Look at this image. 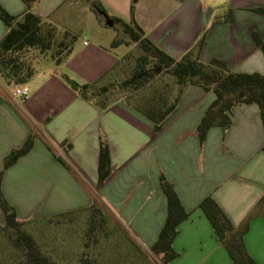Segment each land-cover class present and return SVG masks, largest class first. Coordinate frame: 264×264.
I'll return each instance as SVG.
<instances>
[{
	"label": "crops",
	"instance_id": "1",
	"mask_svg": "<svg viewBox=\"0 0 264 264\" xmlns=\"http://www.w3.org/2000/svg\"><path fill=\"white\" fill-rule=\"evenodd\" d=\"M98 1L110 18L129 22L133 11L145 36L173 58L194 48L204 34L200 61L216 59L233 72L264 73V53L255 41L257 35L264 42V15L255 10L264 0ZM0 5L13 16L27 8L22 0H0ZM32 9L56 30L86 17L96 39L70 45L58 63L52 58L34 66L22 83L29 88L25 99L13 96L16 83L0 78L1 189L17 217L28 221L88 210L95 194L118 223L150 247L167 211L162 175L188 212L178 225L172 244L177 256L169 264H233L197 207L205 196L233 226L249 218L244 245L264 264V128L258 106L233 105L229 126H211L201 145L196 129L215 94L198 85L184 87L158 132L130 101L115 99L99 109L77 90L102 82L127 52L126 44L112 45L118 33L114 24L106 26L85 0H37ZM67 29L75 37V25L68 23ZM6 31L0 19V40ZM30 133L31 150L3 169L4 157ZM101 140L108 145L110 171L97 190Z\"/></svg>",
	"mask_w": 264,
	"mask_h": 264
},
{
	"label": "trees",
	"instance_id": "2",
	"mask_svg": "<svg viewBox=\"0 0 264 264\" xmlns=\"http://www.w3.org/2000/svg\"><path fill=\"white\" fill-rule=\"evenodd\" d=\"M22 1L27 8L20 16L9 14L0 5V19L7 28L5 35L0 40V73H3L7 80L13 79L16 84L27 82L33 74V67L26 68L23 74H19L20 71L14 70L16 67L12 66L15 68L5 73L3 71L4 67L13 61L11 58L6 59V54L18 53L26 48H35L40 53H45L53 47L51 57L58 63L69 53L70 45H72L75 38L64 32V37L70 36L68 47H66L67 45L63 39L59 41L56 39L57 30L55 26L44 22L40 16L34 13L32 6L37 0ZM85 1L90 4L96 15H99V11L105 13L98 0ZM255 10L264 15V7H258ZM132 14L133 11L129 22H125L118 17H112V20L116 30L121 31L141 51L132 72L133 77L143 72H147V75H142L141 78H135L133 81L128 78L123 81V84L125 86L142 84L162 72L169 74L171 77V86L169 83H164L150 98L133 103L138 111L152 121L154 131L158 132L161 129L162 122L175 109L184 87L188 84L198 85L206 91L212 90L215 94V99L204 112L196 129L200 145L211 126L218 125L222 129L229 126V111L233 105L238 103H255L258 106L264 128V73L233 72L222 61L216 59H211L208 62L200 61L198 54L204 42V34L200 36L194 48L186 51L177 59L173 58L145 36L144 31L134 20ZM255 41L264 53V42L257 35H255ZM122 43L128 44L126 40L119 39L116 36L112 45ZM63 48H66L64 53ZM148 64L150 68H146ZM95 86L96 84H82L78 86L77 91L84 99L92 100L99 109H104L109 102L114 100H106L104 95L108 91L107 86H101L99 90H95ZM102 96H104V99ZM33 140L34 134L30 133L20 147L12 149L3 159V169H7L19 157L28 153L33 146ZM58 160L64 164L59 157ZM109 163L108 145L101 140L98 157V181L95 187L97 190L109 175ZM2 175L3 170H0V210L4 218V223L0 227L13 232L12 245L24 252L22 264H60L43 255L34 238L24 229V224L27 221L20 220L17 217L14 207L2 192ZM159 185L167 199V211L157 238L149 249L160 258L161 264H169L177 256L172 244L178 232V225L188 217V212L183 209L172 184L162 175L159 177ZM97 200L99 198L94 194L92 207L98 206L99 209ZM197 207L207 218L217 240L225 247L233 264H258L248 254L243 241V236L249 227V218L240 227L233 226L210 196L203 197ZM78 264H95V261L90 257L83 256L79 259Z\"/></svg>",
	"mask_w": 264,
	"mask_h": 264
},
{
	"label": "rangeland",
	"instance_id": "3",
	"mask_svg": "<svg viewBox=\"0 0 264 264\" xmlns=\"http://www.w3.org/2000/svg\"><path fill=\"white\" fill-rule=\"evenodd\" d=\"M96 16L106 25L102 14L99 13ZM86 20V17L84 21L81 17V21L76 18L72 22L58 24L56 39L58 41L63 39L68 47L70 36L64 37L63 33L68 30V23H73L77 30L72 45L79 47L83 41L92 43L96 39V34L91 27L92 21ZM117 36L128 42L127 52L102 82L96 84L95 90H99L101 86H107L108 91L104 95L107 101L120 98L136 103L150 98L164 83H169L171 86V77L165 72L142 84L125 86L124 80L135 79L132 72L141 51L136 44L132 45L121 31L117 33ZM53 49L52 47L45 53H40L35 48H26L18 53H8L5 58H11L13 61L7 64L3 71L6 73L16 67L14 70L23 74L26 68L30 69L34 66L37 68L43 63L51 62ZM63 49L64 53L66 48ZM146 68H150V65H146ZM0 78L8 82L3 73H0ZM11 81L15 83L13 79ZM104 96H102L103 99ZM97 201L99 209L98 206H91L88 210L70 215L30 219L24 224V229L34 238L43 255L60 264H78L83 256L90 257L95 264H161L160 258L151 252L145 242L135 238L126 226L118 223L109 207L104 205L101 199ZM11 237H14L12 231L0 227V264L23 263L24 252L12 245Z\"/></svg>",
	"mask_w": 264,
	"mask_h": 264
},
{
	"label": "built area",
	"instance_id": "4",
	"mask_svg": "<svg viewBox=\"0 0 264 264\" xmlns=\"http://www.w3.org/2000/svg\"><path fill=\"white\" fill-rule=\"evenodd\" d=\"M29 94V88L24 84H14L13 96L21 99L27 98Z\"/></svg>",
	"mask_w": 264,
	"mask_h": 264
},
{
	"label": "water",
	"instance_id": "5",
	"mask_svg": "<svg viewBox=\"0 0 264 264\" xmlns=\"http://www.w3.org/2000/svg\"><path fill=\"white\" fill-rule=\"evenodd\" d=\"M100 14H102L104 16V19H105V23L106 25L108 26H112L114 23H113V20L112 18H110L108 15H106L104 12L102 11H99ZM17 27V25H15ZM142 75H147V72H143V73H140L138 74L135 78H138ZM73 88L76 89V86L73 85Z\"/></svg>",
	"mask_w": 264,
	"mask_h": 264
}]
</instances>
